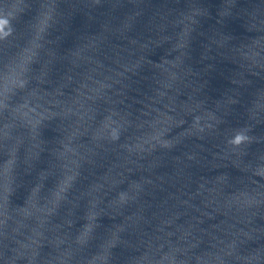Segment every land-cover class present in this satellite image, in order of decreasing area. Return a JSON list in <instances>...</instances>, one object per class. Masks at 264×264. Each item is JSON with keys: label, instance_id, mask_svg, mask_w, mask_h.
<instances>
[{"label": "water", "instance_id": "95a60500", "mask_svg": "<svg viewBox=\"0 0 264 264\" xmlns=\"http://www.w3.org/2000/svg\"><path fill=\"white\" fill-rule=\"evenodd\" d=\"M6 264H264V0H0Z\"/></svg>", "mask_w": 264, "mask_h": 264}]
</instances>
